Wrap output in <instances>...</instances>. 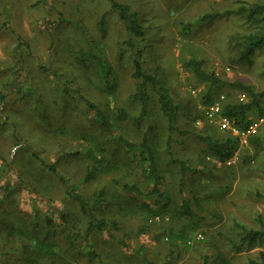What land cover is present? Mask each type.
I'll return each instance as SVG.
<instances>
[{
    "label": "rangeland",
    "instance_id": "374dc122",
    "mask_svg": "<svg viewBox=\"0 0 264 264\" xmlns=\"http://www.w3.org/2000/svg\"><path fill=\"white\" fill-rule=\"evenodd\" d=\"M118 1L141 20L144 71L156 74L180 107L172 134L151 89L147 114L138 118L132 52L110 0H0V264H162L171 254L175 264L259 260L264 241L236 248L229 237H236L234 222L253 229L259 217L264 222V123L257 144L239 143L226 160L208 155L198 135L226 134L206 128L198 106L207 85L183 63L202 60L226 83L213 97L236 99L242 91L234 82L263 90L264 43L249 60L238 59L239 36L256 26L244 15L199 19L264 0ZM90 54L113 67L111 86ZM262 107L264 122V101ZM119 109L134 119L117 120ZM120 137L146 138L164 197L148 194L154 180L147 161ZM89 170L95 175L82 181ZM72 186L89 203L102 191L96 214L109 226L88 241L87 219L68 194ZM185 199L194 219L180 213Z\"/></svg>",
    "mask_w": 264,
    "mask_h": 264
},
{
    "label": "trees",
    "instance_id": "16d2710c",
    "mask_svg": "<svg viewBox=\"0 0 264 264\" xmlns=\"http://www.w3.org/2000/svg\"><path fill=\"white\" fill-rule=\"evenodd\" d=\"M43 2L44 0H40ZM110 9L113 10L119 21L122 23L123 28L126 32L127 38L125 40L126 47L132 52V66L133 72L132 76L138 81L136 83V91L132 95L140 104V112L138 118H143L147 114V107L149 102V90H153L157 97V105L161 115L165 118L167 123V130L169 134L176 132L177 128V118L180 107L175 103L168 88L163 84L158 76L154 73H149L144 71L142 67V54L143 49L137 45L139 40L144 39V29L141 24V20L135 11H132L128 4L120 2L118 0H110ZM231 15H244L246 16L248 22L255 25V31L249 33H244L240 38V44L242 45L238 59L240 61H246L251 58L255 50L261 47L264 43V1L255 2L252 4H241L234 9H226L220 12L207 13L199 19V22L211 21L215 18L227 17ZM103 20H101V24ZM20 39V37H18ZM80 54V53H79ZM83 56L86 54L82 53L78 56L80 61H85ZM91 60L94 63L96 69L99 71L101 76H103L106 84L111 86L109 83V78L113 76V67L101 56L96 54H90ZM184 67L192 72L195 78L207 85L206 92L200 98L201 103H209L216 96H212V90L217 86H222L226 84L221 78L217 77L214 73H210L204 69L203 61L196 58H189L184 61ZM231 85L236 86L246 95L244 100H240L238 97L236 99H228L225 97L222 107V113L233 119L237 127L244 128L249 123L248 113L255 111L258 114L256 118H262L263 107L262 102L264 101V89L257 91L254 90L249 85H244L240 82H234ZM92 109H95L96 114L102 120L101 112L92 104L89 103ZM199 116L203 118L206 124V128L218 129L217 125L211 124L206 121L203 114L198 110ZM116 119L119 121H125L129 119H134L129 113L123 109H119L116 114ZM136 119V118H135ZM264 122H262L257 130V132L249 138V144H257L260 140V130ZM226 136L222 139H214L211 135H198V138L206 145V153L208 155L214 156L220 160L229 159L235 150H237L239 145V140L227 131H222L218 129ZM118 143L123 145L128 152L139 149L142 158L147 161L148 175L154 180V188L152 192L148 193L156 194L159 197H164V194L158 190V185L160 177L157 171V166L154 159V154L147 144L146 138H143L141 142H132L122 137L118 138ZM182 172L186 171V167L183 162L179 161ZM49 170L57 176L60 181L63 178L57 173V170L53 165L48 166ZM95 175L94 171H90L85 175L82 181H87ZM125 188L135 194L143 195L135 185L125 184ZM69 196L77 203L81 215L87 219L85 240L88 241V236L93 232H101L108 228L109 223L103 217H98L96 211L101 207L102 191H98L93 195V200L89 203L81 194L76 192V186H72L68 191ZM147 194V195H148ZM151 211H153L151 209ZM152 213H155L154 211ZM180 213L187 216L189 219H194L196 214L191 210L190 200H183L180 205ZM259 228L253 229L244 226L241 223L234 222V227L236 228V237L230 236L229 240L235 244L236 248L241 246L253 247L256 244L262 243L264 241V222L261 217L258 219ZM89 255H95L93 251H88ZM51 262L50 264H53ZM176 258L171 254V258L162 264H175ZM146 264H155L150 261H146ZM206 264V259L201 263ZM247 264H264V253L261 252L259 255V260L250 258Z\"/></svg>",
    "mask_w": 264,
    "mask_h": 264
},
{
    "label": "built area",
    "instance_id": "2783aa9c",
    "mask_svg": "<svg viewBox=\"0 0 264 264\" xmlns=\"http://www.w3.org/2000/svg\"><path fill=\"white\" fill-rule=\"evenodd\" d=\"M227 71L229 68H226ZM191 93L196 92L195 89H190ZM240 100H244L246 95L244 93H240L238 95ZM225 100V96L220 94L217 95L212 101L209 103H201L199 104V109L203 114V117L206 119L207 122L217 125L218 129L222 131H227L230 134L234 135L241 145H245L249 143V138L254 135L260 124L262 123V118H254L250 120V123L244 127L240 128L237 127L234 123V120L225 116L222 113V105Z\"/></svg>",
    "mask_w": 264,
    "mask_h": 264
}]
</instances>
